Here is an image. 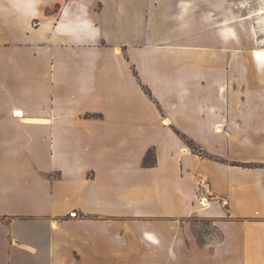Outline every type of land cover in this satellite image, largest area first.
<instances>
[{"label": "crops", "instance_id": "crops-1", "mask_svg": "<svg viewBox=\"0 0 264 264\" xmlns=\"http://www.w3.org/2000/svg\"><path fill=\"white\" fill-rule=\"evenodd\" d=\"M258 49L264 0H0V264H264Z\"/></svg>", "mask_w": 264, "mask_h": 264}, {"label": "rangeland", "instance_id": "rangeland-1", "mask_svg": "<svg viewBox=\"0 0 264 264\" xmlns=\"http://www.w3.org/2000/svg\"><path fill=\"white\" fill-rule=\"evenodd\" d=\"M73 215L74 213L70 214V216ZM84 215L85 214L81 213V216ZM187 221H188V227L191 230H193L202 241L214 238L219 235L218 229L212 224L211 219L208 217L193 216V217H189ZM119 228H125L123 226V223L119 224Z\"/></svg>", "mask_w": 264, "mask_h": 264}, {"label": "trees", "instance_id": "trees-1", "mask_svg": "<svg viewBox=\"0 0 264 264\" xmlns=\"http://www.w3.org/2000/svg\"><path fill=\"white\" fill-rule=\"evenodd\" d=\"M180 133V132H179ZM182 137L185 139V141L193 148V150L199 152L202 155H205L204 150L199 147L194 140H192L191 138H189L187 135L185 134H181ZM145 164L147 165H153L155 163V153L153 150H150L147 154V156L145 157L144 160Z\"/></svg>", "mask_w": 264, "mask_h": 264}, {"label": "bare ground", "instance_id": "bare-ground-1", "mask_svg": "<svg viewBox=\"0 0 264 264\" xmlns=\"http://www.w3.org/2000/svg\"><path fill=\"white\" fill-rule=\"evenodd\" d=\"M256 53H257L258 55H260L262 58H264V49H258V50L256 51ZM204 204H207L206 199L204 200ZM208 204H209V203H208Z\"/></svg>", "mask_w": 264, "mask_h": 264}, {"label": "built area", "instance_id": "built-area-1", "mask_svg": "<svg viewBox=\"0 0 264 264\" xmlns=\"http://www.w3.org/2000/svg\"><path fill=\"white\" fill-rule=\"evenodd\" d=\"M18 112H19V114L21 115V114H23V112L22 111H15L14 112V114L15 115H17L18 114ZM222 203H224V204H226L227 203V200H225V199H222ZM203 204H204V202H203ZM74 214H77L76 212H73Z\"/></svg>", "mask_w": 264, "mask_h": 264}]
</instances>
